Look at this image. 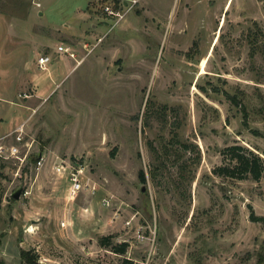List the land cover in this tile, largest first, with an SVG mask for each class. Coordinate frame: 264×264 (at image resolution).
Here are the masks:
<instances>
[{"label": "rangeland", "instance_id": "374dc122", "mask_svg": "<svg viewBox=\"0 0 264 264\" xmlns=\"http://www.w3.org/2000/svg\"><path fill=\"white\" fill-rule=\"evenodd\" d=\"M123 1L0 0V262L264 264V170L213 171L264 163V0Z\"/></svg>", "mask_w": 264, "mask_h": 264}, {"label": "trees", "instance_id": "16d2710c", "mask_svg": "<svg viewBox=\"0 0 264 264\" xmlns=\"http://www.w3.org/2000/svg\"><path fill=\"white\" fill-rule=\"evenodd\" d=\"M223 163L214 168V173L222 176L235 178H252L258 180L264 170L262 158L253 150L241 144H232L222 150ZM139 178L145 182V173L139 172ZM108 236L100 238L103 246H108ZM127 249V243L123 242L113 246V250L118 253H124ZM2 264V262H0ZM21 264H42L38 260L36 252L31 250H21Z\"/></svg>", "mask_w": 264, "mask_h": 264}, {"label": "built area", "instance_id": "2783aa9c", "mask_svg": "<svg viewBox=\"0 0 264 264\" xmlns=\"http://www.w3.org/2000/svg\"><path fill=\"white\" fill-rule=\"evenodd\" d=\"M137 1L138 0H124L123 2L125 5H128L130 3L132 5L137 3ZM105 11L111 18L116 17V23L124 16L121 11L114 9L113 7L111 8L108 5L105 6ZM57 48L60 52L62 51L68 53L70 56H74V53L69 49V47L59 45ZM50 61L51 58L47 54H41L39 57H37V64L41 68H46L47 64ZM15 131L17 132V135L15 137L16 143L9 147V153L11 155L18 154L19 146L17 145L21 144L23 141V127H18ZM37 163L39 166H41L43 163V157H41ZM54 168L58 174L64 176L68 181L69 198L74 199L75 196H77V194L82 190H85L91 194L96 193V186L91 183L90 180L87 179V177H85L84 168L81 164L72 162L67 159H60L55 163ZM102 202L104 204L108 203L106 200H103Z\"/></svg>", "mask_w": 264, "mask_h": 264}, {"label": "bare ground", "instance_id": "6f19581e", "mask_svg": "<svg viewBox=\"0 0 264 264\" xmlns=\"http://www.w3.org/2000/svg\"><path fill=\"white\" fill-rule=\"evenodd\" d=\"M205 62V59L202 60L201 65L203 66ZM30 230V229H29Z\"/></svg>", "mask_w": 264, "mask_h": 264}]
</instances>
